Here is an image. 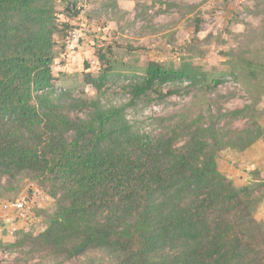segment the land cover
<instances>
[{"label": "trees", "instance_id": "16d2710c", "mask_svg": "<svg viewBox=\"0 0 264 264\" xmlns=\"http://www.w3.org/2000/svg\"><path fill=\"white\" fill-rule=\"evenodd\" d=\"M56 7L57 0H0V178L27 179L56 200L36 212L41 233L20 229L13 243L0 240V264H264V220L256 216L264 182L237 186L218 165L223 150L264 142V60L240 59V72L230 73L251 105L214 114L208 101L197 116L156 119L158 130L148 133L127 119L128 107L178 94L185 83L207 93L227 79L191 62H150L143 74H124L128 105L107 107L101 95L119 71L105 52L102 72L85 74L99 96L73 99L53 83L62 37Z\"/></svg>", "mask_w": 264, "mask_h": 264}, {"label": "rangeland", "instance_id": "374dc122", "mask_svg": "<svg viewBox=\"0 0 264 264\" xmlns=\"http://www.w3.org/2000/svg\"><path fill=\"white\" fill-rule=\"evenodd\" d=\"M71 1L76 2V8L67 5ZM67 6L80 13L72 16ZM56 11L62 37H56L53 83L58 90L70 91L73 99L92 100L99 96L86 83L85 74L90 72L97 77L102 72L100 54L106 52L119 71L101 95L107 107L128 105L131 97L125 87L131 79L125 75L143 74L142 69L150 62L175 68L191 62L213 78L228 81L207 93L193 90L185 83L178 94L165 99L152 94L149 99L128 107L127 119L145 132L157 131L155 120L161 117L181 113L197 116L208 101L214 114L252 104L249 94L232 80L230 73L240 72V59L264 60V0H57ZM65 24L70 29L65 30ZM73 32L81 38L78 47L69 51L65 45ZM175 88L166 86L163 92ZM257 110L264 111V94ZM70 114L85 118L87 113L71 110ZM245 122L237 121L232 127L242 128ZM261 124L264 126V119ZM218 165L237 186L256 179L264 182V142L259 140L243 152L225 149L220 153ZM10 184L7 177L0 178V186H4L0 192L7 195L0 199V240L6 243L14 242L16 230L41 233L45 223L36 212L50 209L56 203L41 186L27 179ZM261 191L264 192V187ZM2 205L8 209L3 210ZM19 205L23 207L18 209ZM256 216L264 220V200ZM13 257L3 258L9 261Z\"/></svg>", "mask_w": 264, "mask_h": 264}, {"label": "built area", "instance_id": "2783aa9c", "mask_svg": "<svg viewBox=\"0 0 264 264\" xmlns=\"http://www.w3.org/2000/svg\"><path fill=\"white\" fill-rule=\"evenodd\" d=\"M80 38H81V35L80 34H78L76 32H73L70 35L69 41L67 42L66 49L69 50V51H73L75 48H77L78 45H79ZM15 203H17V202H15ZM15 206H17V204H15L14 207ZM21 207H23V205H19L18 206V209L21 208ZM2 209L3 210H6V209H8V206L7 205H2Z\"/></svg>", "mask_w": 264, "mask_h": 264}]
</instances>
